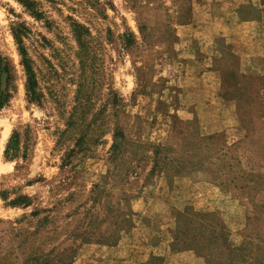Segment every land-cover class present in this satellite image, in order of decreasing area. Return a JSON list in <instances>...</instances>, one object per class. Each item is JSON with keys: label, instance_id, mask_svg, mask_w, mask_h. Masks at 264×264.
<instances>
[{"label": "rangeland", "instance_id": "obj_1", "mask_svg": "<svg viewBox=\"0 0 264 264\" xmlns=\"http://www.w3.org/2000/svg\"><path fill=\"white\" fill-rule=\"evenodd\" d=\"M31 1L37 17L0 0V264H264V65L239 73L215 39L233 141L199 127L206 91L177 85L175 28L202 22L211 0ZM205 196L219 207L199 209Z\"/></svg>", "mask_w": 264, "mask_h": 264}, {"label": "crops", "instance_id": "obj_2", "mask_svg": "<svg viewBox=\"0 0 264 264\" xmlns=\"http://www.w3.org/2000/svg\"><path fill=\"white\" fill-rule=\"evenodd\" d=\"M175 35L178 49L186 46V52L182 50L180 55L187 57L177 85L206 91V98L192 106L199 127L206 134L222 133L230 141L242 137L234 117V104L218 96L219 72L213 63L214 55L219 53L214 50V41H226L229 51L238 59L239 73L259 72L264 65V0H211L202 22L179 24ZM210 197L196 199L195 204L201 205V210L218 208L206 206ZM136 203V199L131 201L132 206Z\"/></svg>", "mask_w": 264, "mask_h": 264}, {"label": "trees", "instance_id": "obj_3", "mask_svg": "<svg viewBox=\"0 0 264 264\" xmlns=\"http://www.w3.org/2000/svg\"><path fill=\"white\" fill-rule=\"evenodd\" d=\"M24 8H26V10L32 14V16L37 17L39 16V11L38 9L34 6L33 1L31 0H17ZM74 25L80 27V25L77 22H73ZM74 31L77 33V31L75 30V28H73ZM13 33V38L15 43L18 46V52L21 56V64L23 66V70L25 73V92H26V96L28 97L29 100H33L35 99L36 96V92H35V87H36V79H35V75L34 72L32 70L29 58L26 56L25 53V49L23 48V46L21 45V40H20V34L18 30H12ZM1 65V64H0ZM0 71L4 72V74L7 76V66L6 64H2L0 66ZM242 76V75H241ZM8 93L5 92V89L1 88L0 89V108L2 107L4 101L7 100L8 98ZM112 138L114 139H118V140H114V142H112V144L110 145V149L113 151L118 147L117 143L119 140L121 141V139L123 138V134L120 131V129L118 127H115L113 132H112ZM17 143H18V134L17 132H13L12 135L8 138L5 148H4V153L6 156H12L15 153H17ZM66 158V157H65ZM3 198V196H2ZM8 203L11 205H16V204H22V205H27V197L26 196H17L11 200H8ZM191 213L192 215H199L200 213L195 212L192 210V212H188Z\"/></svg>", "mask_w": 264, "mask_h": 264}]
</instances>
